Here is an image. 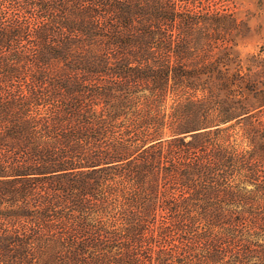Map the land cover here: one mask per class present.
I'll return each mask as SVG.
<instances>
[{"label": "trees", "instance_id": "trees-1", "mask_svg": "<svg viewBox=\"0 0 264 264\" xmlns=\"http://www.w3.org/2000/svg\"><path fill=\"white\" fill-rule=\"evenodd\" d=\"M247 31L231 0H0V264H264Z\"/></svg>", "mask_w": 264, "mask_h": 264}, {"label": "rangeland", "instance_id": "rangeland-1", "mask_svg": "<svg viewBox=\"0 0 264 264\" xmlns=\"http://www.w3.org/2000/svg\"><path fill=\"white\" fill-rule=\"evenodd\" d=\"M232 8L236 14L246 20L248 31L239 40L238 51L241 55L264 51V3L259 0H231ZM264 58V54H263ZM256 117L264 118V110Z\"/></svg>", "mask_w": 264, "mask_h": 264}]
</instances>
